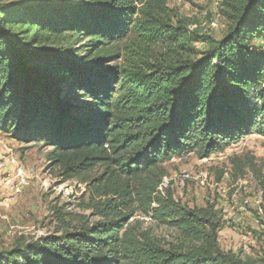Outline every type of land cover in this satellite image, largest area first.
<instances>
[{
  "label": "trees",
  "instance_id": "obj_1",
  "mask_svg": "<svg viewBox=\"0 0 264 264\" xmlns=\"http://www.w3.org/2000/svg\"><path fill=\"white\" fill-rule=\"evenodd\" d=\"M169 13L166 0H0V132L50 146L61 183L102 167L89 185L106 198L92 225L0 264H252L219 247L213 206L154 195L164 160L264 136V0H221L226 33L204 52ZM135 204L180 243L128 224Z\"/></svg>",
  "mask_w": 264,
  "mask_h": 264
},
{
  "label": "rangeland",
  "instance_id": "obj_2",
  "mask_svg": "<svg viewBox=\"0 0 264 264\" xmlns=\"http://www.w3.org/2000/svg\"><path fill=\"white\" fill-rule=\"evenodd\" d=\"M166 4L173 22L181 18L189 22L199 52L209 48L205 38L219 40L225 35L228 23L221 13V0H166ZM260 42L255 39L252 43ZM42 144L20 142L0 132L1 253L39 245L44 238L100 220L92 202L102 203L106 198L98 196L89 184L101 175L102 167L84 173L86 182L75 178L61 183L58 168L46 158L51 147ZM157 171L162 172L161 191L154 197L169 194L188 208L213 206L223 223L219 247L252 264H264L262 134L251 132L206 158L194 152L176 155L159 163ZM133 208L128 224L163 246L180 243L175 229L144 214L137 204Z\"/></svg>",
  "mask_w": 264,
  "mask_h": 264
},
{
  "label": "built area",
  "instance_id": "obj_3",
  "mask_svg": "<svg viewBox=\"0 0 264 264\" xmlns=\"http://www.w3.org/2000/svg\"><path fill=\"white\" fill-rule=\"evenodd\" d=\"M22 183H23V181H22Z\"/></svg>",
  "mask_w": 264,
  "mask_h": 264
}]
</instances>
